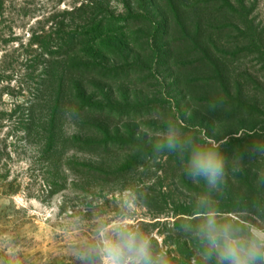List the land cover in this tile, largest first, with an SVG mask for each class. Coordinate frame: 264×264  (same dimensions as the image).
<instances>
[{
    "label": "rangeland",
    "instance_id": "374dc122",
    "mask_svg": "<svg viewBox=\"0 0 264 264\" xmlns=\"http://www.w3.org/2000/svg\"><path fill=\"white\" fill-rule=\"evenodd\" d=\"M84 2L98 10L73 24ZM89 29L103 36L56 58ZM170 118L186 134L227 137L217 188L188 179L186 158L154 153ZM253 144L264 145V0H0L2 264H82L97 224L122 215L169 264H202L186 229L195 216L176 214L207 195L264 224Z\"/></svg>",
    "mask_w": 264,
    "mask_h": 264
},
{
    "label": "clouds",
    "instance_id": "9594fccd",
    "mask_svg": "<svg viewBox=\"0 0 264 264\" xmlns=\"http://www.w3.org/2000/svg\"><path fill=\"white\" fill-rule=\"evenodd\" d=\"M215 107L210 105V109ZM164 123L161 139L153 146L157 156L168 153L186 158L185 176L195 183L205 181L210 189L225 181L228 167L220 149L227 137L217 140L206 133L186 134L179 118ZM258 151H264V145L253 144L248 149L250 155ZM232 171L238 172L240 167L234 165ZM193 215L198 223L191 231L202 246V264H264V224L224 215L207 195L198 198ZM78 259L82 264H169L166 253L157 250L151 236L128 215L98 223L92 240H85L84 248L78 252Z\"/></svg>",
    "mask_w": 264,
    "mask_h": 264
},
{
    "label": "trees",
    "instance_id": "16d2710c",
    "mask_svg": "<svg viewBox=\"0 0 264 264\" xmlns=\"http://www.w3.org/2000/svg\"><path fill=\"white\" fill-rule=\"evenodd\" d=\"M89 2L82 3L79 7L74 8L70 12V15L73 17L72 19L73 24H76V21H82V19H84L83 20L84 23L89 20L91 21V19L95 16V12L98 10V6L94 5L92 2L90 4ZM112 22L115 23V20H113ZM105 31H111V29H108ZM101 36L103 35L93 34L91 29L87 30V32H85L84 34H78L76 31H73L71 34H68L66 41L64 42V45L58 48V54L56 58L63 59V58L73 56L76 54L78 49L89 46V44L93 42L92 40L94 38H96L95 41H97L101 38ZM95 173L99 174V172L97 171ZM193 212L194 210L186 209L185 211L182 210L181 212H178L176 216L183 215V216L194 217ZM222 213H229V210H223ZM196 223H198V220L194 218V220H192L191 222L187 224L186 229H189L191 231L192 227ZM185 264H188L187 261Z\"/></svg>",
    "mask_w": 264,
    "mask_h": 264
}]
</instances>
